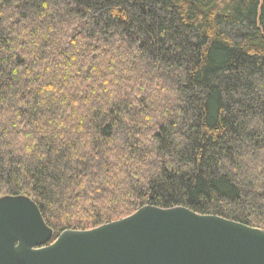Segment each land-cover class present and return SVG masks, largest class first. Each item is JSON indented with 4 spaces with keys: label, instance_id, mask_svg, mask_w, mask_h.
<instances>
[{
    "label": "trees",
    "instance_id": "obj_1",
    "mask_svg": "<svg viewBox=\"0 0 264 264\" xmlns=\"http://www.w3.org/2000/svg\"><path fill=\"white\" fill-rule=\"evenodd\" d=\"M54 238L146 204L264 228V0H0V195Z\"/></svg>",
    "mask_w": 264,
    "mask_h": 264
},
{
    "label": "water",
    "instance_id": "obj_2",
    "mask_svg": "<svg viewBox=\"0 0 264 264\" xmlns=\"http://www.w3.org/2000/svg\"><path fill=\"white\" fill-rule=\"evenodd\" d=\"M0 264H264V228L184 205L146 204L54 238L32 197L4 194Z\"/></svg>",
    "mask_w": 264,
    "mask_h": 264
}]
</instances>
